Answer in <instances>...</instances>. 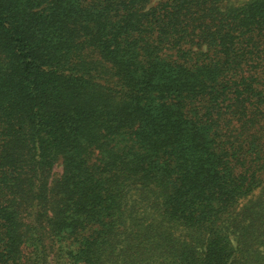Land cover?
<instances>
[{
	"label": "trees",
	"instance_id": "obj_1",
	"mask_svg": "<svg viewBox=\"0 0 264 264\" xmlns=\"http://www.w3.org/2000/svg\"><path fill=\"white\" fill-rule=\"evenodd\" d=\"M0 264H264V0H0Z\"/></svg>",
	"mask_w": 264,
	"mask_h": 264
},
{
	"label": "rangeland",
	"instance_id": "obj_2",
	"mask_svg": "<svg viewBox=\"0 0 264 264\" xmlns=\"http://www.w3.org/2000/svg\"><path fill=\"white\" fill-rule=\"evenodd\" d=\"M245 0H230L231 3H242L244 2ZM62 173V166L61 165H58L55 167L54 169V176H58Z\"/></svg>",
	"mask_w": 264,
	"mask_h": 264
}]
</instances>
